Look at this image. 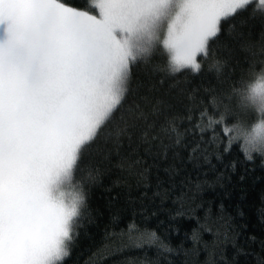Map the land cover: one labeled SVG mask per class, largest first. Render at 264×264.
I'll return each instance as SVG.
<instances>
[{
    "label": "snow or ice",
    "instance_id": "6c2138e0",
    "mask_svg": "<svg viewBox=\"0 0 264 264\" xmlns=\"http://www.w3.org/2000/svg\"><path fill=\"white\" fill-rule=\"evenodd\" d=\"M212 70L214 85L188 87ZM257 70L264 0H0V264H69L85 222L102 223L101 190L109 222L92 256L104 264L146 247L159 257L148 264H171L185 218L193 249L220 253L207 264H264V188L249 235L255 194L233 200L225 184L238 166L247 180L249 164L264 184V112L235 96ZM210 155L232 158L214 182L232 201L215 228L211 207L203 222L185 209L202 187L191 173L216 168Z\"/></svg>",
    "mask_w": 264,
    "mask_h": 264
},
{
    "label": "trees",
    "instance_id": "16d2710c",
    "mask_svg": "<svg viewBox=\"0 0 264 264\" xmlns=\"http://www.w3.org/2000/svg\"><path fill=\"white\" fill-rule=\"evenodd\" d=\"M82 3V0H80ZM259 29H256L253 33L254 39H259ZM227 55L226 52L220 51L217 55V59H223ZM209 65L212 64V60H209ZM206 69L208 65L205 66ZM224 73H230L232 71V65L229 64L227 67L224 68ZM137 77L144 81V76L141 72L137 70L136 72ZM237 77L239 76V69H237L236 72ZM249 77H246L245 79H248ZM216 82V73L215 70L212 71H206V74L204 77H197L193 79L191 84L188 85L189 88H208L210 85H214ZM239 84H237L238 86ZM165 88L168 87V84L166 83L164 85ZM256 118H258V113L256 114ZM232 158H228L221 163L220 161H217L214 155L209 156V160L213 165L216 166L215 170L213 168L209 167L207 164H204L203 167L200 169L198 173L193 172L191 173L192 180L194 183H200L201 184V190L199 192H193V202L191 204H186L185 209H190L192 212L193 217H199L201 218V222H203V218L205 216V210L207 207H211L212 209V216L210 219L212 220V227L215 228L216 224L222 223V221L218 218L219 213V207L220 204L223 202L225 205V208H228L229 204L232 202L227 197H223V200L221 199V194L225 191V188L220 187V185L215 184L216 177L220 175V173L224 172V164H228L229 161ZM249 178L245 181L240 182L239 181V175L243 172V167L238 166L237 172H234L231 174L230 179L225 180V184L229 185L228 191H231L233 193V200L238 199L240 196H244V198L247 200L249 199V193L255 194V199L252 200V203L254 204V208H250V220L249 223L252 225V232L249 233V235H257L259 233V228L257 225L261 222L258 210L260 207L259 203V193L260 189L264 188V184H261V181L259 179L260 177V170L258 167L254 169V166L252 164H249ZM253 169L255 171V183L252 188L249 186L253 184L252 181V172ZM238 184L237 187L233 188L231 185ZM135 194V193H134ZM106 193H104L102 190L97 191L93 194L92 197V207L93 209H99L101 212L104 213L103 216H101V221L99 226H96L95 224H89L85 222V226L80 229V235L78 237L76 246L73 250L72 257L69 260V264H85V262L89 261L91 258V264H104L103 261H99L96 257L92 256V253L97 250L104 242H105V230H104V224L108 223V216H107V209L105 207V201H106ZM228 214H231L230 211ZM119 223V229H122L125 227L126 224L131 223L130 220L125 219L123 221H118ZM150 225L152 228H155V222L151 221ZM178 227H180L181 231L177 235L173 233L170 236V247L173 249L176 248L178 244L183 241L184 249L185 251L181 253H177L176 251L165 253V255L168 258V261L171 262V264H207V262L210 259H219L220 253L218 252L215 256H210V253L206 251L203 247V244L200 246L199 250H194L191 240V232L192 229L197 227L196 219L195 218H185L178 222ZM119 229H116L117 231ZM113 229H109V231H112ZM187 233V237L185 234ZM158 235H161L162 238L165 235L162 232H159ZM203 241L205 242H211L212 235L211 233L205 231L203 234ZM259 239V237H257ZM168 242V241H166ZM223 255L227 258L231 256V249L230 246L226 247L223 250ZM121 261L130 262V264H148V262H154L159 257L157 256L156 249L154 247H146L145 249H132L130 251H127L124 256L119 257Z\"/></svg>",
    "mask_w": 264,
    "mask_h": 264
},
{
    "label": "clouds",
    "instance_id": "9594fccd",
    "mask_svg": "<svg viewBox=\"0 0 264 264\" xmlns=\"http://www.w3.org/2000/svg\"><path fill=\"white\" fill-rule=\"evenodd\" d=\"M235 96L241 107L256 113L264 112V71L257 70L238 85Z\"/></svg>",
    "mask_w": 264,
    "mask_h": 264
}]
</instances>
